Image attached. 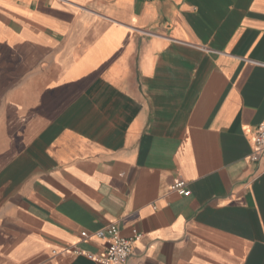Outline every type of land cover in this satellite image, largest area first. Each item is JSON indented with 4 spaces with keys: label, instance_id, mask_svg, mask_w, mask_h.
Wrapping results in <instances>:
<instances>
[{
    "label": "crops",
    "instance_id": "crops-1",
    "mask_svg": "<svg viewBox=\"0 0 264 264\" xmlns=\"http://www.w3.org/2000/svg\"><path fill=\"white\" fill-rule=\"evenodd\" d=\"M262 123L264 0H0V264H264Z\"/></svg>",
    "mask_w": 264,
    "mask_h": 264
},
{
    "label": "built area",
    "instance_id": "built-area-1",
    "mask_svg": "<svg viewBox=\"0 0 264 264\" xmlns=\"http://www.w3.org/2000/svg\"><path fill=\"white\" fill-rule=\"evenodd\" d=\"M249 134V133H248ZM252 135L253 155L252 162L264 158V123H262ZM171 191L182 196L190 197L191 192L186 188V182L177 179L171 186ZM83 240H89L90 236L87 232L81 234ZM98 240H105L108 246L100 254H93L77 250L78 255L87 257L98 264H125L133 255L135 244L141 240L142 236L134 235L133 238H124L118 226L111 225L94 234Z\"/></svg>",
    "mask_w": 264,
    "mask_h": 264
}]
</instances>
